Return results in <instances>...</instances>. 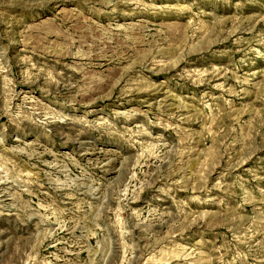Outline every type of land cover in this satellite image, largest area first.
Segmentation results:
<instances>
[{
  "label": "rangeland",
  "instance_id": "obj_1",
  "mask_svg": "<svg viewBox=\"0 0 264 264\" xmlns=\"http://www.w3.org/2000/svg\"><path fill=\"white\" fill-rule=\"evenodd\" d=\"M0 264H264V0H0Z\"/></svg>",
  "mask_w": 264,
  "mask_h": 264
}]
</instances>
